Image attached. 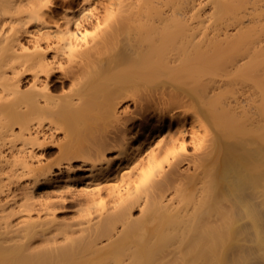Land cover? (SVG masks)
<instances>
[{"label": "bare ground", "instance_id": "1", "mask_svg": "<svg viewBox=\"0 0 264 264\" xmlns=\"http://www.w3.org/2000/svg\"><path fill=\"white\" fill-rule=\"evenodd\" d=\"M262 2L0 0V264H264Z\"/></svg>", "mask_w": 264, "mask_h": 264}, {"label": "rangeland", "instance_id": "2", "mask_svg": "<svg viewBox=\"0 0 264 264\" xmlns=\"http://www.w3.org/2000/svg\"><path fill=\"white\" fill-rule=\"evenodd\" d=\"M261 4L264 5V2H262ZM77 7H81V5H79V6H77ZM79 9H80V8H79ZM90 10H91V7H90ZM260 13H261V15H262V18H264V7H260ZM230 30L232 31L233 29H230ZM131 107H132V109L135 108L133 104H131ZM59 135H61V133H59ZM191 149H192V148H191V146H190V147H189V150H191Z\"/></svg>", "mask_w": 264, "mask_h": 264}]
</instances>
